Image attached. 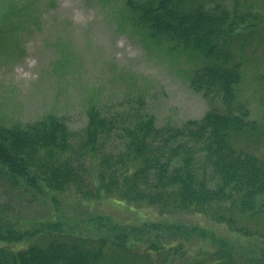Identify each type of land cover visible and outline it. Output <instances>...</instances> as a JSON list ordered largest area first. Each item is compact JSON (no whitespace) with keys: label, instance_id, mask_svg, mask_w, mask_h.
Segmentation results:
<instances>
[{"label":"trees","instance_id":"obj_1","mask_svg":"<svg viewBox=\"0 0 264 264\" xmlns=\"http://www.w3.org/2000/svg\"><path fill=\"white\" fill-rule=\"evenodd\" d=\"M179 2L125 0L124 6L149 37L197 53L207 62L190 80L209 101L202 119L158 128L142 105L112 117L92 106L80 132L69 130L57 117L0 128V179L21 184L34 196L74 188L81 196L105 193L122 204H145L163 214L201 213L241 236H256L251 225L264 224V163L231 143L232 136L254 133L257 127L237 99L238 67L224 66L232 39L245 36L255 15L219 3L184 11ZM116 132L120 149L106 153ZM90 158L97 160L94 170L87 165ZM6 222L14 228L10 220ZM111 229L112 237L98 240L32 231L25 245L0 246V264H154V257L159 264L206 263L202 258L211 262L207 241L200 254L189 255L181 244L167 240L179 241L196 229L187 232L183 226L153 222L114 224ZM26 234L29 231L16 230L10 238L20 241ZM199 237L203 239L205 232ZM0 239L8 237L0 231ZM215 241L220 248L216 262L232 261L231 248Z\"/></svg>","mask_w":264,"mask_h":264},{"label":"rangeland","instance_id":"obj_2","mask_svg":"<svg viewBox=\"0 0 264 264\" xmlns=\"http://www.w3.org/2000/svg\"><path fill=\"white\" fill-rule=\"evenodd\" d=\"M124 1L0 0V128L25 127L57 117L69 130L80 132L92 106L112 117L142 105L158 128L205 116L209 101L191 87L190 80L207 62L197 53L149 37ZM179 3L184 11L219 3L255 15L245 36L232 39L224 66L238 67L237 99L246 105L249 121L257 127L254 133L232 136L231 143L264 163V0ZM118 135L110 137L106 153L120 149ZM95 161H87L91 170ZM118 200L94 191L93 197L81 196L74 188L44 190L34 196L21 184L13 186L0 179V231L9 239H0V246L25 245L32 231L98 240L112 237L114 224L153 222L183 226L187 232L196 229L178 237L179 241L167 240L181 244L189 255L200 254L207 241L205 250H212L211 262L202 258L206 259L203 264H264V224L251 225L258 234L244 237L201 213L163 214L156 207ZM9 220L14 228L7 225ZM16 230L29 234L16 241L10 238ZM199 230L205 232L203 239ZM215 240L231 248L232 261L216 262L220 248ZM160 262L154 257V264Z\"/></svg>","mask_w":264,"mask_h":264}]
</instances>
